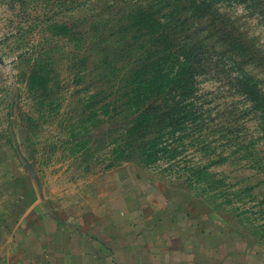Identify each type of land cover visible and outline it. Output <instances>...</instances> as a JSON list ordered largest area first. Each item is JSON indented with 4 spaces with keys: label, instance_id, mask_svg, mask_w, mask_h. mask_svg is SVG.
<instances>
[{
    "label": "rangeland",
    "instance_id": "374dc122",
    "mask_svg": "<svg viewBox=\"0 0 264 264\" xmlns=\"http://www.w3.org/2000/svg\"><path fill=\"white\" fill-rule=\"evenodd\" d=\"M208 3L0 0V264H59L87 236L129 264H264V121L236 86L264 93V0ZM138 6L206 52L181 124L142 136Z\"/></svg>",
    "mask_w": 264,
    "mask_h": 264
},
{
    "label": "trees",
    "instance_id": "16d2710c",
    "mask_svg": "<svg viewBox=\"0 0 264 264\" xmlns=\"http://www.w3.org/2000/svg\"><path fill=\"white\" fill-rule=\"evenodd\" d=\"M185 1L188 2L185 9H193L194 17L198 13H207V8L211 7L208 3L210 0ZM155 16V12L150 13L148 8L138 6L127 18L130 33L145 31L144 35L148 37L149 43L146 63L143 64L147 75L144 94L149 102L146 108L137 113L130 129L133 135L140 133L142 136L153 128L163 130L181 124L179 120L184 118V113L191 106L183 103L193 98V78L198 71L197 66L204 62L203 57L206 55L202 47L192 43L189 38L184 43L179 41L177 32L169 22L161 24ZM219 36L227 44L229 51H241L242 44L230 31L220 32ZM236 86L251 104V109L259 112L264 121V93L257 88L256 83L240 74L236 77ZM175 99L178 100L171 105ZM182 113V117L178 118Z\"/></svg>",
    "mask_w": 264,
    "mask_h": 264
},
{
    "label": "crops",
    "instance_id": "0c3cea01",
    "mask_svg": "<svg viewBox=\"0 0 264 264\" xmlns=\"http://www.w3.org/2000/svg\"><path fill=\"white\" fill-rule=\"evenodd\" d=\"M92 238H93V236H92ZM92 238H91V236H87L86 237V239H87L86 240L87 241L86 242L87 243L86 247L88 248L86 251H85V248H83L82 250H79L77 248L79 251L76 252V254H73V255L71 254L70 256L68 254H63L60 257L59 264H68L67 263L68 259H71L69 261L70 264H74L73 261H74L75 257H76V259H79V258H81L83 256L84 257H88L90 259L89 261H87L88 264H129L128 261H124L123 262V261L120 260L119 256L114 253L116 251V249L112 245H108L109 249L111 250V255L110 254H104V252H106V251L109 252L107 247L104 244H102L103 246L99 245L101 250L97 249L96 248V244H97L98 241H101V240H99V239L97 240L95 238L92 239ZM93 248H96V250H93ZM85 253H88L90 255L85 256ZM117 256H118L119 259L117 258ZM81 261H83V258H81L77 264L81 263ZM139 262L140 263H144V262L147 263L148 260H147L146 256L145 257L143 256V258H141L139 260Z\"/></svg>",
    "mask_w": 264,
    "mask_h": 264
}]
</instances>
